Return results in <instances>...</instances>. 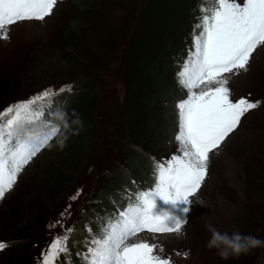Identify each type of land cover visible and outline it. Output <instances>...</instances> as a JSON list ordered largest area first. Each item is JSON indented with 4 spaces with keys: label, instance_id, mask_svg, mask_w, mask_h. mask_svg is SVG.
Listing matches in <instances>:
<instances>
[{
    "label": "rangeland",
    "instance_id": "374dc122",
    "mask_svg": "<svg viewBox=\"0 0 264 264\" xmlns=\"http://www.w3.org/2000/svg\"><path fill=\"white\" fill-rule=\"evenodd\" d=\"M198 1L194 0L192 6H189L192 1L185 3V7L183 6L182 10L187 15V18L184 15L182 17L184 21L175 29L176 38L174 45L176 52L174 58H171V65L169 64V67L173 66L172 70L169 68L172 72L170 85L174 91L176 90V96L170 102L174 110L171 124L172 138L170 141L173 140L176 132L175 105L181 100V97L184 98L186 95L184 91L176 86L178 83L174 72L178 71L179 65L175 64V62L178 56L184 55L188 45L192 44L193 26L197 23V17L200 14ZM145 3L146 0H133L132 5L129 0H105L100 6L103 16L110 25H121L120 20L125 16V13H127L130 21L127 22L129 26L120 39V43L106 57H104L102 52H99V55L103 58L96 72L99 84L97 83L95 92L90 91L91 94H95L100 98L99 112L95 113L94 118L98 123L95 148L89 159H86L87 161L85 160L86 155L83 149H78L76 155L81 156V163L84 167L81 169L78 180L69 190V197L64 201L60 210L52 214L43 223L41 229L31 238L26 252L18 254V250L14 252L10 248V244L14 245L13 243L7 244L8 246L3 251H0V264H39L41 252L48 248L57 235H63L65 229L68 228L73 229L68 242L70 243L79 234L75 222L83 216L86 210L85 207L88 204L87 201L93 196V190L101 187L112 171L125 169L126 163L122 152L123 144H125V132L121 128V117L122 111H124L126 106L124 98L128 88L126 81L128 44L134 28L140 22V15L147 8L148 2L145 9H143ZM80 6L81 0H58L52 15L46 17L43 22L27 21L17 23L16 26L12 27L8 33L10 38L8 40L0 39V71H10L9 65L19 61H21V70H23L24 64L22 60H27L26 64H28L29 58L33 53H38L41 61L51 60V57L50 59L47 57V52L50 50L49 53L56 54L53 50L62 40L61 31L64 27H68L80 18L91 19L88 10L84 9L82 10L84 11L83 13L82 11L80 12ZM93 48L94 51H97L96 47ZM58 55L61 54L58 53ZM35 61L38 60L35 59ZM59 67L62 69L65 66ZM45 71L44 75H39L37 70H35L32 74V80L30 82L24 81L27 85L19 86L20 88L7 91L5 95H0V111L6 110V104H10L12 101L14 105H17L33 99L29 95L32 94V89L33 92H38L39 90L42 91L43 88L54 85L51 90H57L56 86L74 83L75 93H79L75 76L71 74L65 75L62 69L60 75L55 73L56 76L49 79ZM84 74L90 77L93 72L87 69L86 71L84 70ZM228 76H230L227 85L231 90L230 97L251 96L252 99H263L264 45L260 46L250 60L247 71L242 70L239 71V75L230 74ZM59 77L62 78L59 79ZM66 77L69 80H66ZM79 87L82 89L81 85ZM204 87V85H201V89ZM201 89H195V91H200ZM66 99L65 96L62 97V104H65ZM47 103L38 100L32 107L37 111L43 109L45 113ZM56 103L53 102L52 106L56 107ZM49 112L50 114L53 113L52 110H49ZM263 114L264 106L261 110L250 114V118L247 122L246 119L244 120L240 130L237 129L230 133L219 148L209 154L210 163L207 176L197 196L192 198V204L185 205L178 202L173 205L171 202L166 203L159 197L155 198V206L152 212L160 208L163 213L170 216H179L180 219L186 216L188 220L183 226L181 233L157 234L155 238H153V234L143 233L138 235L137 239L147 240L151 244L158 245L155 254L161 258L169 259L170 264H231V262L232 264L234 262L240 264H264V245L254 249L247 255H241L238 259H229L227 263L219 258L216 250H209L206 247V242L210 237V233L207 231V225L209 224L215 226L219 231L228 232L229 234L239 231L246 235L248 231H252L264 235V199L261 198L258 201L256 199L257 202L254 207L256 210L254 211L249 206L254 202L256 193L264 191V174H262L264 172L257 171L253 174L244 169L243 164H240L242 154L247 155L251 147H254L260 141H264ZM166 115L164 113L153 122L160 124L165 120ZM43 117L35 124L28 126L31 132H33L32 127L38 126ZM57 122L58 119L51 121L53 125L57 124ZM70 133L65 136L68 137ZM65 136H61L60 146L56 144L49 149L50 145H48L41 153H38L32 162L27 164L18 175L17 182L12 190L5 194L3 200H0V242L8 243L2 238L3 232L7 231L8 228L5 220L9 216L10 211L18 207L31 184L39 182L46 172L52 170L48 169L53 166L52 158L50 163H48V159L52 156L51 153L57 149H60L61 153L66 151V144H70L71 141L65 144L70 139L64 138ZM58 138L59 136L55 141ZM167 146H172L171 151L168 152L169 155L176 152V144L174 142L168 143ZM163 147L165 149V146ZM258 157L260 158V156ZM263 164L264 161H262ZM251 179L253 182H250ZM66 182L67 179H64V183ZM62 186L63 184H60L58 188ZM249 188L252 189L251 193L247 192ZM77 193H79L78 196ZM50 194L47 191L46 205L51 204L55 200V198L49 196ZM74 196H77V198L71 199ZM185 207L189 208L187 214L183 212ZM92 208L90 207V210ZM247 209L250 212H247ZM65 212L66 214L61 217V213ZM56 220H62L63 227L57 226L50 229L48 225ZM161 248L163 251L160 250ZM80 250L81 252L87 251L85 244L81 246ZM69 255L70 247L67 256L61 254L60 264H69ZM19 257H21L20 260Z\"/></svg>",
    "mask_w": 264,
    "mask_h": 264
},
{
    "label": "snow or ice",
    "instance_id": "6c2138e0",
    "mask_svg": "<svg viewBox=\"0 0 264 264\" xmlns=\"http://www.w3.org/2000/svg\"><path fill=\"white\" fill-rule=\"evenodd\" d=\"M57 2L0 0V39L8 40L11 26L18 22H43L52 15ZM199 11L192 44L177 73V83L186 95L175 105L176 132L170 142L176 144V152L167 159L154 160L152 186L129 192L127 207L109 215L99 232L85 241L87 251L77 253L81 264H170L169 259L155 254L158 245L137 237L143 232L153 234V238L157 234H179L188 219L173 218L166 223L164 218L154 216L155 198L173 205L192 204L207 176L209 154L237 129L246 113L259 107V102L245 98L233 102L227 86L230 76L226 74L247 71L252 54L264 45V0H201ZM201 85L205 87L201 89ZM65 91H71L70 86L45 89L25 103L0 111V200L51 138L25 135L31 132L28 126L44 116L43 109L37 111L32 106ZM183 212L187 214L189 208ZM57 226L63 227L62 220L48 225L50 229ZM72 232L68 228L57 235L41 252L39 264H60L61 254H69ZM7 246L0 242V251Z\"/></svg>",
    "mask_w": 264,
    "mask_h": 264
},
{
    "label": "trees",
    "instance_id": "16d2710c",
    "mask_svg": "<svg viewBox=\"0 0 264 264\" xmlns=\"http://www.w3.org/2000/svg\"><path fill=\"white\" fill-rule=\"evenodd\" d=\"M104 1L81 0L80 12L84 9L88 10L91 19L80 18L68 27H64L61 31L62 40L53 50L56 54L49 53L50 50L47 52V57L49 59L51 57V60L41 61L39 54L33 53L34 56L31 55L28 64H26L27 60H22L23 70H21V61H19L9 65L10 71H0V95L20 88L19 86L27 85L24 81L30 82L35 70L39 75H44L45 69H47L45 73L49 79L55 77V73L60 75L63 69L65 75L71 74L76 77L75 81L79 88V93L65 96L67 98L65 104H62V99L56 100V107L53 110L55 116L60 113L64 115L60 123H67L69 126L71 133L66 137L68 132L64 138H70L65 142L66 144L71 141L70 144H66L64 153H61L60 149L51 153L52 156L48 159V163L52 158L53 166L48 165V169L52 170L46 172L42 180L29 186L28 192L26 190L18 207L11 210L12 212L10 211L5 220L8 228L3 232L2 239L8 242L6 244L13 243L14 245L10 244V248L14 252L18 250V254L26 252L31 238L52 214L60 210L64 201L69 197L68 192L78 180L81 169L84 167L81 163V156L76 155L78 149H83L86 160L95 148L98 123L94 118L95 113L99 112L100 98L91 94L90 91L95 92L97 83L99 84L96 72L103 59L99 52L106 57L120 43V39L129 26L127 22L130 21L125 13L120 20L121 25H110L100 7ZM187 1H192L189 6L194 3V0H146L143 6L145 9L148 2L128 44V67L126 69L128 88L124 98L126 106L121 117V128L125 132L122 152L126 167L112 171L104 184L93 190V196L87 201L83 216L75 222L79 234L69 243V264H81V257L77 253L81 252L80 248L84 244L82 242L84 234H88L91 238L92 232L98 233L100 225L109 215H114L126 208L128 203L126 196L129 192L147 190L152 186L153 161H160L162 158L171 156L168 152L171 151L172 146L167 145L172 138L171 124L174 110L170 102L176 96V90L174 91L170 85L173 66L169 67V64L171 65V58H174L176 52L174 49L175 29L184 21L182 20L184 15L187 18L182 10ZM129 2L132 5L133 0ZM198 2L200 5L201 0ZM93 47H96L97 51H94ZM180 61L184 59L177 58L175 64ZM59 66L65 67L60 69ZM87 69L93 72L90 77L84 74V70ZM65 79L69 80L67 77ZM164 113L167 115L163 122L160 124L153 122ZM262 124H264V114ZM60 142L57 141L51 147L56 144L60 146ZM263 146L264 141H260L248 150L247 155L242 154L240 164H243L244 169L250 173L264 172ZM243 172L246 174L244 170ZM64 179H67L66 183ZM250 182L253 180L251 179ZM60 184L63 186L58 188ZM47 191L51 193L49 195L51 198H55L48 205H46ZM247 192L251 193L252 189L249 188ZM263 197L264 191L256 193L254 202L249 205L250 209L256 210L254 209L256 202L261 198L264 199ZM90 207L93 208L90 210ZM247 212H250L249 209ZM247 229L250 230L249 227ZM246 235L264 240V235L252 231H248ZM234 264L240 263L234 262Z\"/></svg>",
    "mask_w": 264,
    "mask_h": 264
},
{
    "label": "clouds",
    "instance_id": "9594fccd",
    "mask_svg": "<svg viewBox=\"0 0 264 264\" xmlns=\"http://www.w3.org/2000/svg\"><path fill=\"white\" fill-rule=\"evenodd\" d=\"M207 231L210 237L206 242V247L209 250H216L217 255L223 261L238 259L241 255H247L264 245V240L255 236L245 235L239 231L231 234L221 232L211 224L207 225Z\"/></svg>",
    "mask_w": 264,
    "mask_h": 264
}]
</instances>
